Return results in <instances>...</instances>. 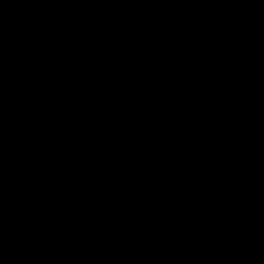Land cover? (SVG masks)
<instances>
[{"label":"water","instance_id":"95a60500","mask_svg":"<svg viewBox=\"0 0 264 264\" xmlns=\"http://www.w3.org/2000/svg\"><path fill=\"white\" fill-rule=\"evenodd\" d=\"M0 264H264V0H0Z\"/></svg>","mask_w":264,"mask_h":264}]
</instances>
